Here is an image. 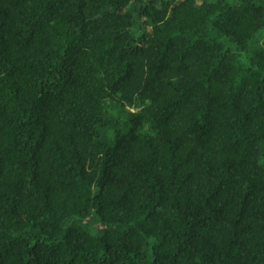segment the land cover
Instances as JSON below:
<instances>
[{
    "label": "trees",
    "instance_id": "obj_1",
    "mask_svg": "<svg viewBox=\"0 0 264 264\" xmlns=\"http://www.w3.org/2000/svg\"><path fill=\"white\" fill-rule=\"evenodd\" d=\"M0 264H264V0H0Z\"/></svg>",
    "mask_w": 264,
    "mask_h": 264
}]
</instances>
